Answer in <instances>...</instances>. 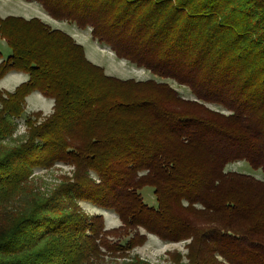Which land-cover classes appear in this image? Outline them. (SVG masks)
<instances>
[{
	"label": "trees",
	"instance_id": "obj_1",
	"mask_svg": "<svg viewBox=\"0 0 264 264\" xmlns=\"http://www.w3.org/2000/svg\"><path fill=\"white\" fill-rule=\"evenodd\" d=\"M25 1L193 98L107 75L39 18L0 16L11 48L0 80L28 75L0 89V264H150L130 255L147 234L185 242L175 264H264V0ZM33 92L54 100L52 113L27 114ZM239 161L263 178L226 171ZM58 164L72 175L43 188L35 171ZM82 201L121 224L107 228Z\"/></svg>",
	"mask_w": 264,
	"mask_h": 264
},
{
	"label": "rangeland",
	"instance_id": "obj_2",
	"mask_svg": "<svg viewBox=\"0 0 264 264\" xmlns=\"http://www.w3.org/2000/svg\"><path fill=\"white\" fill-rule=\"evenodd\" d=\"M0 15L4 18L5 16L7 17L9 15L21 16L26 19L36 17L44 21L51 28L61 29L65 31L66 33L72 35L77 43H80L84 46L88 59L94 64L103 67L107 75L119 78L121 80H135L138 82L149 81L152 79L158 82H167L174 89H176L184 98H193L191 91L188 87L184 85H179L175 81H172L170 79L160 78L144 68L137 67L136 65L129 63L127 60L118 58L109 47L101 45L93 39L90 28L81 29L73 23L67 21H57L53 19L50 15H48V13L41 7V5L36 2H29L25 0H0ZM1 39L2 38H0V40ZM2 40L7 44L4 39ZM1 52L5 56V58H7L11 54V48L9 46H6L4 49H1ZM16 87L17 85L13 89H9H11L12 92L15 90ZM0 89L3 91H8L2 87H0ZM39 94L42 96L43 100L51 103V105L54 106L53 99L46 98L41 93ZM26 102L27 114H32L33 112L40 111L43 113V116H47L53 111V106L52 109H48L45 105L41 107L37 106V104L31 101L28 96L26 98ZM16 122L18 127L13 137L19 138L27 133L28 128L26 126V123L24 122V118H18ZM226 171H237L253 175L260 179L263 178V174L260 170L252 169L248 165V163L244 161L229 164L226 167ZM72 173L73 167L65 164H58L48 170L37 169L35 171L34 176L37 182L43 185V188H51L54 185L58 184L60 181H62L64 178L70 177ZM141 194L144 201L148 205H157L152 187H145L141 191ZM80 206L81 209H83V211L90 217L96 214L103 215L107 228L118 227L121 224L118 215L111 210L100 209L94 206L93 204L85 201H82L80 203ZM141 232L145 233L144 230H141ZM147 236V242L144 243L142 246L135 247L130 253V255H138L150 264H175V262L180 261L187 262L185 257L188 250L185 248V242L171 243L165 242L153 234H147ZM180 254L182 256L181 260L179 256ZM123 261V258H118L111 264H121L123 263Z\"/></svg>",
	"mask_w": 264,
	"mask_h": 264
},
{
	"label": "crops",
	"instance_id": "obj_3",
	"mask_svg": "<svg viewBox=\"0 0 264 264\" xmlns=\"http://www.w3.org/2000/svg\"><path fill=\"white\" fill-rule=\"evenodd\" d=\"M1 17L4 18L3 16H1ZM6 46H8V45L1 39L0 40V51L2 48L4 49ZM3 58H5L4 55H3ZM21 73L22 72H16V71L8 73L3 79L0 80V87L5 88L6 90L11 92V89H9V88L13 89L16 85L18 86L20 83L25 82L28 79L26 74H24V73L21 74ZM28 97L31 101L35 102L37 104V106L41 107V106L45 105L48 109H52L53 105H51V103L43 100V98L39 94V92H34Z\"/></svg>",
	"mask_w": 264,
	"mask_h": 264
}]
</instances>
